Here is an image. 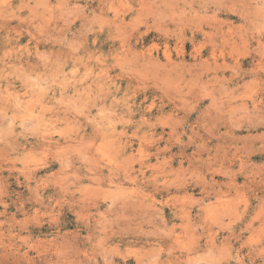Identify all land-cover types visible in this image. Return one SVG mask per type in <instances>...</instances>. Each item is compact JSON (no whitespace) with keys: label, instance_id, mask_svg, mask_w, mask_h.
<instances>
[{"label":"rangeland","instance_id":"374dc122","mask_svg":"<svg viewBox=\"0 0 264 264\" xmlns=\"http://www.w3.org/2000/svg\"><path fill=\"white\" fill-rule=\"evenodd\" d=\"M22 3L28 6L15 12ZM164 5L162 23L138 47L172 67L171 103L164 108L171 126L155 129L163 137L159 149L167 150L152 147L136 163L114 159L107 144H98L97 154L108 166L115 163L120 172L131 163L136 178L98 194L87 228L65 207L60 224L21 232L12 219L23 218L16 201L31 193L23 177L18 184L5 171L0 181L11 195L0 264H62L60 251L77 256L101 240L111 264H264V0ZM111 16L101 11L100 0H12V8L0 13V59L7 52L12 59L0 68L10 74L7 64L35 63L16 51L24 48L63 58L69 46L96 40L94 50L107 55L115 50L108 42ZM8 83V91L19 92L11 75ZM139 150L137 141L122 156ZM44 196L41 204H24V213L44 211L56 192L48 189Z\"/></svg>","mask_w":264,"mask_h":264},{"label":"clouds","instance_id":"9594fccd","mask_svg":"<svg viewBox=\"0 0 264 264\" xmlns=\"http://www.w3.org/2000/svg\"><path fill=\"white\" fill-rule=\"evenodd\" d=\"M100 5L102 12L112 13L108 42L114 51L106 55L94 50L96 40L69 46L63 58L16 49L33 57L35 63L20 64L17 60L7 64L10 74L0 68V176L5 171L15 174L18 184L23 177V186L31 193L27 200L16 201L23 218L12 219L21 232L31 226L60 224L65 207L73 212L78 226L87 228L94 222L88 209L98 194L136 178L131 163L127 171L120 172L115 163L108 166L97 154L98 144H107L114 159L136 163L146 160L152 147L158 153L167 150L159 149L158 140L163 137H156L155 129L171 126L164 108L171 103L172 67L152 57L150 50L138 47L142 36L162 23L164 0H100ZM27 6L22 3L15 12ZM11 8L12 0H0V13ZM125 16L128 22H124ZM10 59L12 53H5L0 65ZM9 75L19 82V92L8 91L13 87L8 83ZM137 141V155L122 156L124 149ZM53 164L59 169L53 170ZM48 189H54L56 196L45 210L24 213V204H41ZM10 195L6 183L0 181V236L8 223ZM13 239L26 243L23 236ZM107 252L101 240L77 256L64 251L59 254L64 257L62 264H111ZM143 264H154V260L145 259Z\"/></svg>","mask_w":264,"mask_h":264}]
</instances>
